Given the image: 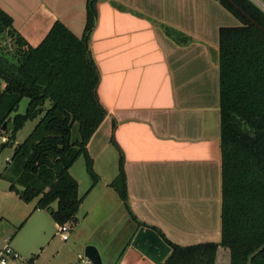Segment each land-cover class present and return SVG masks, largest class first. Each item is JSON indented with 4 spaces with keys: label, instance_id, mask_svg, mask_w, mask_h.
Here are the masks:
<instances>
[{
    "label": "crops",
    "instance_id": "obj_1",
    "mask_svg": "<svg viewBox=\"0 0 264 264\" xmlns=\"http://www.w3.org/2000/svg\"><path fill=\"white\" fill-rule=\"evenodd\" d=\"M88 3L0 0V9L37 47L57 21L83 38ZM239 24L216 0L97 2L88 49L107 117L87 148L103 187L89 203L91 192L81 196L79 185L83 220L69 224L72 246L54 252L57 237L64 241L60 226L48 211L35 210L12 192L6 179L0 185V251L25 232L26 244L14 249L31 264L51 248L54 260L62 255L64 264H73L69 255L76 252L83 264H91L79 254L88 245L99 249L104 264H153L131 246L138 223L182 247L221 243L219 32ZM165 28L189 41H175ZM121 159L127 207L111 186Z\"/></svg>",
    "mask_w": 264,
    "mask_h": 264
},
{
    "label": "trees",
    "instance_id": "obj_2",
    "mask_svg": "<svg viewBox=\"0 0 264 264\" xmlns=\"http://www.w3.org/2000/svg\"><path fill=\"white\" fill-rule=\"evenodd\" d=\"M99 1L89 0L83 38L57 21L37 47L0 9V41L5 33L15 40V52L0 50V134L10 133L15 141L28 122L40 118L1 177L24 202L37 200L35 210L48 211L59 226L76 223L83 201L71 174L79 158H85L92 187L99 182L87 148L107 117L88 49ZM216 1L240 23L219 32L222 241L182 247L157 232L172 248L164 264H264V0H258L261 6L255 0ZM165 31L179 43L189 41ZM24 99L25 114L12 120ZM111 186L127 207L122 159Z\"/></svg>",
    "mask_w": 264,
    "mask_h": 264
},
{
    "label": "rangeland",
    "instance_id": "obj_3",
    "mask_svg": "<svg viewBox=\"0 0 264 264\" xmlns=\"http://www.w3.org/2000/svg\"><path fill=\"white\" fill-rule=\"evenodd\" d=\"M256 3H258L260 6L262 5L258 0H255ZM14 45H15V40H12V37H10L9 35H7L6 33L4 34V36L2 37L1 41H0V50H4L7 52H15L14 51ZM2 86H5V83L2 81ZM28 103L29 101L27 99H24L20 106H19V110L16 113H13L11 115V119L13 120V118L17 115V114H25L26 109L28 107ZM49 107V104L46 106ZM40 118H38L35 121H30L28 122L25 127L18 132L16 140L10 142V133L7 132H2L0 134V173L4 171V169H6L8 162L11 160L12 155L14 154V150L16 148V146L22 144L25 139L32 133V131L34 130L36 124L38 123ZM72 175L77 178L79 185H80V189H81V193L80 195H86L88 194V192H91L89 197L87 198V202H91L92 200H94V197L98 194L99 189H101L103 186L100 184V182H98L94 187H92V179L90 178L89 174L86 171V167H85V159L84 157H81L75 167L72 169L71 171ZM7 184V180L6 179H1L0 180V185L1 184ZM86 202V203H87ZM33 204L31 206H36L37 200L32 202ZM57 204L55 203L52 208H56ZM48 213V212H47ZM84 217V208L82 207L80 209V211L78 212L76 218L77 221L81 222L83 220ZM77 224V222H76ZM74 224L73 226V231H76L77 229V225ZM132 225L133 222H130V229L132 230ZM125 227V226H124ZM22 232V231H21ZM73 232L71 233L70 236V240L68 242H64L60 239V237H57V241L55 242V251L56 250H63L66 249L68 246H72L73 243V237H72ZM26 244L25 242V232H23V235L18 234V237L12 242V247L14 248L15 245H24ZM52 249V248H51ZM51 249L46 251L45 254H43L40 259L35 263V264H64V259H62V255L61 258L58 257L56 260L53 259V257L51 256L52 253ZM62 251V252H63ZM21 256L20 260H18V264H31L29 261V257L24 253V252H18ZM81 255V257H83L84 255V250L79 253ZM104 254V253H103ZM71 258V261H73V264H83L82 260L80 261L78 259L77 253L74 252L71 255H69Z\"/></svg>",
    "mask_w": 264,
    "mask_h": 264
},
{
    "label": "water",
    "instance_id": "obj_4",
    "mask_svg": "<svg viewBox=\"0 0 264 264\" xmlns=\"http://www.w3.org/2000/svg\"><path fill=\"white\" fill-rule=\"evenodd\" d=\"M242 13L244 14V12ZM244 15L248 17L246 14ZM131 246L153 264H164L172 251V248L155 230L146 227L137 228L133 232ZM83 258L91 264H104L99 249L94 245L85 247Z\"/></svg>",
    "mask_w": 264,
    "mask_h": 264
},
{
    "label": "built area",
    "instance_id": "obj_5",
    "mask_svg": "<svg viewBox=\"0 0 264 264\" xmlns=\"http://www.w3.org/2000/svg\"><path fill=\"white\" fill-rule=\"evenodd\" d=\"M70 230L71 228L69 224L59 227V235L64 241L70 239ZM20 258V254L12 248L9 241H7L3 249L0 251V264H15Z\"/></svg>",
    "mask_w": 264,
    "mask_h": 264
}]
</instances>
